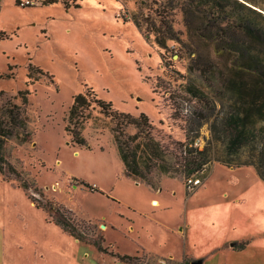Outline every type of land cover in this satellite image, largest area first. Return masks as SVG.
<instances>
[{"label":"rangeland","instance_id":"1","mask_svg":"<svg viewBox=\"0 0 264 264\" xmlns=\"http://www.w3.org/2000/svg\"><path fill=\"white\" fill-rule=\"evenodd\" d=\"M25 1L0 0V127L10 128L9 110L21 122L13 123V138L1 140L0 264H127L119 259L124 255L143 257V264H264V181L245 159L240 166L220 163H233L224 120L235 102L197 81L213 97L207 109L167 79L187 74L175 40L187 39L177 3L35 0L25 7ZM252 1L264 11V0ZM88 91L118 114L149 122L143 129L120 124L94 102L90 117L72 125L75 97L90 102ZM174 98L193 115L180 116ZM248 129L262 134L264 121L253 117ZM134 137L150 160L141 182L127 174L118 144L127 150ZM198 139L186 160V145ZM9 164L27 175L8 173ZM203 165L204 184L187 192L188 171ZM147 182H162V190ZM57 205L77 226L83 222L85 240L58 223ZM242 241L249 248L233 251Z\"/></svg>","mask_w":264,"mask_h":264},{"label":"trees","instance_id":"2","mask_svg":"<svg viewBox=\"0 0 264 264\" xmlns=\"http://www.w3.org/2000/svg\"><path fill=\"white\" fill-rule=\"evenodd\" d=\"M52 1L54 0H43V3ZM175 3H177L175 9L179 8L183 15L187 32L186 40L180 37L175 38V40L184 50L188 65L186 75L175 72V74L169 75L167 79L173 85L183 89L194 100H199L207 109H210L213 97L210 99L206 93H203L197 85V81L206 83L214 94L223 98L227 97L230 100L233 99L234 105L227 107L231 111L234 109V113L227 115L230 116L229 121L224 120L225 125L232 130V139L228 141L226 151L228 159L232 160L233 163H220L227 166L232 164L240 166L236 163L245 159L247 164L244 166H254L264 181V131L262 134H254L256 132L248 129L249 120L252 121L253 117L264 121V62L262 61L264 55V11L252 0L168 1V5L172 4V7H175ZM4 36V33H0V38H4ZM157 40L162 47L167 48V42L163 38H157ZM182 57L180 56V58ZM251 75H255V78L251 79ZM88 94L90 102L84 96L75 97L69 118L72 125L79 126L90 117L91 114L87 111L90 112V105L94 102L109 112L120 124L134 121L140 129H143L145 124L142 125V122H149L145 115H141L137 120L120 115L113 111L111 104L99 101L93 92L88 91ZM180 99L174 98L173 100L174 102L177 101V106H179L176 111L179 112L180 116L189 118L194 111L190 110L191 107L186 101L181 102ZM9 115L10 128L0 127V155L2 156L4 152L3 141L14 137L15 125L13 123H17L16 127L21 126L20 113L9 110ZM198 116L205 117L201 112ZM78 132L79 130H77ZM139 139L134 137L127 150L124 145L118 143L126 172L130 178L136 181L141 177L147 179L150 175L148 167L150 160L140 155L141 153L145 155L146 152L142 151V144ZM147 143L152 147V144ZM190 144L192 143H189V146ZM197 149L188 147L187 153H185L186 160L188 155H190L189 158L193 156V153L189 152ZM144 160H147L146 164H144ZM185 165L187 169V163ZM8 166V169L6 168L8 173L15 174L22 179L25 174L27 175L21 166L16 164H9ZM205 166H201L197 171H201ZM188 172L191 174L190 171ZM0 173H6L5 168L1 165ZM57 207L62 211L61 217L57 219L58 223L71 235L85 240V235L79 233V229L84 228L80 227L83 222H79L77 226L70 211L62 208V206L57 205ZM87 242L94 245L99 243L95 240H88ZM247 245L248 241L241 242L235 246L234 250H243ZM99 249L102 250L101 245H99ZM119 259L127 264H143V257L124 255L119 256Z\"/></svg>","mask_w":264,"mask_h":264},{"label":"built area","instance_id":"3","mask_svg":"<svg viewBox=\"0 0 264 264\" xmlns=\"http://www.w3.org/2000/svg\"><path fill=\"white\" fill-rule=\"evenodd\" d=\"M36 4L35 0H26L24 3H22V6L28 7V6H34ZM200 146V140H196L194 143L190 144L189 147L191 148H199ZM188 146H186V153H187ZM208 172L207 166H205L201 171H196L191 174H187L184 179V185L186 187L187 192L194 193V191H197L205 181V176Z\"/></svg>","mask_w":264,"mask_h":264},{"label":"crops","instance_id":"4","mask_svg":"<svg viewBox=\"0 0 264 264\" xmlns=\"http://www.w3.org/2000/svg\"><path fill=\"white\" fill-rule=\"evenodd\" d=\"M141 181H144V180H142V179H138L137 180V182H141ZM147 183L149 184L150 188L153 189V190H156V191H161L162 190V182L161 183H158V184L157 183H154V182H151V183L150 182H147ZM152 201H154V204H156V205L159 204V200H157V199H153ZM242 242H245V241H242ZM237 244H239V243L232 244V250L233 251H236V253H243V252H245L247 250V248H249L250 241H248V245L246 246V248L243 249V250H240V251L234 250V248H235V246ZM193 259H195V258H193ZM196 261H200L201 264H204V261L202 259H198Z\"/></svg>","mask_w":264,"mask_h":264},{"label":"water","instance_id":"5","mask_svg":"<svg viewBox=\"0 0 264 264\" xmlns=\"http://www.w3.org/2000/svg\"><path fill=\"white\" fill-rule=\"evenodd\" d=\"M191 264H201V262L200 261H194Z\"/></svg>","mask_w":264,"mask_h":264}]
</instances>
